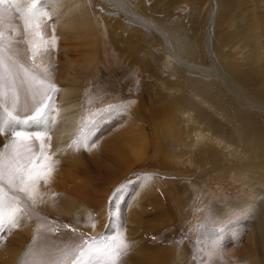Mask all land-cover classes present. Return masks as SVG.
Returning <instances> with one entry per match:
<instances>
[{
    "label": "rangeland",
    "instance_id": "1",
    "mask_svg": "<svg viewBox=\"0 0 264 264\" xmlns=\"http://www.w3.org/2000/svg\"><path fill=\"white\" fill-rule=\"evenodd\" d=\"M167 1L137 0L134 15L126 0H39L35 9V0H0V112L5 121L7 112L21 121L15 130L0 123L6 129L0 131V196L4 210L19 209L15 225L0 231V264H106L103 245L121 232L130 246L118 264H133L139 257L146 264L162 261L175 243L190 264H264V170L246 167L253 151L239 144L232 126L236 111L247 106L242 95L208 73L217 70L211 57L223 62L218 57L222 53L231 60L228 69L236 63L248 70L251 61L257 78L264 81V0H243L217 25V0L173 4L171 14L194 34L196 61L175 55L155 22L144 17L156 2L161 6ZM191 11L194 24L186 19ZM133 19L154 38L148 46L136 32L129 35L143 47L136 56L147 67L113 49L108 50L112 62L105 67V55L96 56L95 40L118 43L121 34L128 36L124 27L132 28ZM236 33L238 37L231 38ZM251 44L258 47V52L252 49L254 56L248 51ZM178 70L208 83L231 103L224 106L212 99L209 106L185 84L184 92L210 119L207 127L217 137L190 152L173 151L165 141L170 122L180 131L179 138L191 134L190 142L199 128L180 108L166 106L169 97L158 104L149 98L152 88L162 87L166 97L165 83L182 85ZM73 80L75 129L64 139L61 156L56 158L49 149L42 156L41 141L52 143L56 136L67 135L64 106L70 104L63 100L67 82ZM250 102L264 108V103ZM37 106L44 112L38 124L31 121ZM251 110L250 115L264 123V109ZM191 112L198 114L197 109ZM18 130L31 139L17 138ZM72 146L82 153L84 166L77 170L67 163L74 161L68 152ZM101 151L108 154L102 156ZM113 152L119 154V170L111 162ZM213 153L220 160L215 168L209 160ZM89 159L94 170L82 168ZM99 160L103 176L96 167ZM22 186L27 192L19 190ZM34 194L35 201L30 197ZM102 234L105 239L92 246V239Z\"/></svg>",
    "mask_w": 264,
    "mask_h": 264
},
{
    "label": "bare ground",
    "instance_id": "2",
    "mask_svg": "<svg viewBox=\"0 0 264 264\" xmlns=\"http://www.w3.org/2000/svg\"><path fill=\"white\" fill-rule=\"evenodd\" d=\"M242 1L243 0H217V4H218L217 7L219 9V13L217 14V16L215 18L216 22H217L216 25L218 23H222L224 21V19H226L225 17L227 14L230 15L229 12H230L232 6L239 5ZM181 2H182L181 0H169L167 2H162V4L160 3L161 6H159L158 5L159 3L156 2V6L150 10L151 14L149 16H144V17L147 20H152L153 22H155L154 24L160 29L161 36H162V34H164V38H165V42L167 44V47H171L172 51L175 53V55H177L179 57L184 56L186 59H188L190 61H196L198 46L196 48V42H195L194 34L190 31H187L184 27V24H182L180 20H178L174 15H172L171 11H170L173 4H180ZM126 3H127V5L130 6L131 13L133 12L134 15H136L138 12V11L136 12V10H138V9L135 6V3H138L137 0H126ZM79 10H81V9H79ZM193 11L189 12L186 15L187 21L191 24L192 23L194 24L196 22V15ZM127 16L130 17L129 14ZM123 19H126V18L123 17ZM241 21H243V18H241ZM131 24H132V28L129 26L124 27L128 36L126 34L124 36L121 34V36H119L120 41H118V43H116L112 38L110 39V42H107L106 40L102 41V40L96 39L98 36V34L96 33L97 36H96V38H94V39H96L95 40L96 56H104L105 55L103 57L104 62H105V67H108V64L112 62V59H111L112 57L109 54L111 51L108 53L109 49L110 50L113 49L119 53L124 52V54H126L128 57L132 56L133 58H135L134 61H136V62L132 61L133 64H139L141 62L145 68L147 67V65L144 62H142V60L140 58H138L136 56V53L138 51L142 50L143 47L140 44H138V42L135 41L132 37H129V35H133V31L136 32L139 39L141 38L144 41V43H146V44L148 43L147 44L148 46H150V44L154 42V38H153L151 32L148 29H146L145 27H143L136 20L133 19ZM96 26H98L99 35L104 38L102 31L100 30V27H101L100 24L96 23ZM111 26H112V23H110V27ZM96 29H97V27H96ZM236 37H238V33L231 36V38H236ZM246 39H250L248 33L246 35ZM223 42L227 43L228 41L224 40ZM106 43L108 44V46L110 45L109 48L106 47L107 46ZM221 45H222V43H221ZM248 48H249L248 51H250V53L253 56L256 53L254 51L258 52V50H257L258 47L254 44L248 45ZM252 49H254V51H252ZM213 51H214V49H213ZM218 57L223 62L216 61L214 59V56H212L211 57V64L215 65L217 70L216 71H210L208 73H213V74L217 75L218 77L221 78V80L224 81V83H226L227 87H229V89L231 91L239 93L240 95H242L244 103L247 106V110L244 111L242 109V112L236 111V113L233 117L232 126L235 130L236 136L238 138L237 141L239 142V144H241V146L247 152H249L251 150L253 151V154H252L253 157L251 156L252 159H251V161H249L248 165L245 164L246 167H251L252 165H254V167L263 171L264 170V123H260V122L256 121L253 118V116L250 115L249 112L252 111L251 110L252 108L264 109L263 107H260L258 105H255L254 103L250 102V100H251L253 102L264 103V81L261 80L260 78H257L256 66L253 65L251 61H249L248 70L242 69V65H239L236 63H234L232 69H228L226 66H228L230 64L229 62L231 60L224 58L222 53H219ZM146 70H148V69H146ZM222 71L223 72L227 71V73L229 75H232V79L230 80V78L226 74H224ZM143 72H145V71H143ZM165 73H167V72L165 71ZM165 73H163V74H165ZM149 74H150V76H153L154 72L152 70H150ZM177 74L182 81V85H178V83H175V85H173V83H171V84L165 83V86H168V88H166V94L169 95L166 97H163V93L161 92L163 90L162 87H160V89H157L156 87L152 88L150 95H149V98H150L152 103L158 104L161 101L166 102L168 99L167 97H169V101L167 102L168 104L166 106H168L169 109L180 108L184 114H187V117L193 123V125L195 127L199 128V129H195L194 134H193L194 135V141L190 142L189 138H190L191 134L184 132V133H181V136H183V137L179 138L180 131H178V128L176 127V124L174 123V121H173V123H174L173 126H171V122H170L171 131L168 134V136H166L165 141H169L170 148L173 151L175 149L181 148L185 152L186 151L190 152V151H192L193 148H196L198 145L203 144L205 141H208L209 143L213 142V139H215L217 137H215V135H213V132H211V130L209 129V126L207 127V125L210 123V119L207 117V115L206 116L202 115V113L204 111L202 109L196 108L194 101L186 94V92H184L183 87H185V84L189 85L188 88H190L194 92L195 96L197 97L196 99H203L204 98L207 101V104L209 106H211L213 103L212 99H214V100L219 99L220 103L224 106L229 105L230 102L227 103L226 101L223 100L224 95H221L220 97L217 96L215 91L211 87H208V85H209L208 83H206L204 81H200L198 79H191L189 76H187V74H182L181 72H179V70H178ZM160 77L164 78V76H162V75H160ZM158 78H159V76H158ZM70 82L71 81H68L67 85L65 87L66 88L65 92H64L65 98L63 100L64 104H68V103L70 104L69 106H64V109H65V111H64V118H65L64 122H67V123L69 122L68 126H66V131H65V134H67V135L64 134L65 136H60V137L56 136V141H53V142L51 141L52 143H50L49 139H45V140L41 141V144H42L41 147L43 148V152L46 153V150L49 149V151L51 150L53 152V154L56 156V158L58 156H61V153L64 150L62 146L67 143L64 139L67 140L66 136H68L75 129L74 124L76 122V112H74L73 109L76 110L77 106L75 104H73L74 102L72 100V97H73V93H74V89H75L74 86L77 83V81L73 80L71 84H70ZM174 88H176V89H174ZM242 90H245L246 94ZM233 94L235 95V93H233ZM246 95L248 97H246ZM170 96H172V97H170ZM203 102H205V101H203ZM192 109L198 110V114L196 116L192 114V112H191ZM70 122L72 123L71 125H70ZM206 127L208 128V131L204 132L203 128L205 129ZM38 136H40V135H38ZM218 138H219V136H218ZM223 138H225V137H223ZM68 140H69V138H68ZM231 140H232V138H231ZM227 141H229V140H227ZM233 141H234V138H233ZM225 144H227V142ZM242 147H241V149H242ZM68 152H69L70 157L74 160L73 163H70L69 161L67 162L65 160L68 164H73L72 167L69 166L71 169L77 170L81 166H84V164H82V162H81V159H82L81 154L82 153L81 152L79 153L77 148L72 146L71 150ZM65 153L66 152L64 151V154ZM107 154H108L107 152L101 151L102 156H106ZM174 154H175V152H174ZM174 154L172 152V155L171 154L170 155L174 158L175 157ZM176 158H179V157H176ZM199 158H201V157H199ZM75 159H77L78 163L82 164V165L77 164ZM69 160H71V159H69ZM209 160L212 162L213 168L216 167V165H215L216 163L220 162V160L215 156L214 153L212 155L210 154ZM119 161H120L119 160V154L113 152L111 162L116 166V170H119V167H120ZM96 163H98V164H96V167H97V170L100 171V173H99L100 176H103V175H101V173L103 172L105 174L104 164H102L100 160ZM93 164H90V159H89L88 164H87L88 166L87 167L85 166V168L84 167H82V168L86 169V170H88V168L94 170L95 167L93 166ZM65 167H67V166H65ZM69 170L67 172H69ZM86 170L83 171V173H80L79 171L78 172L80 174H82V176H83V175H85V172L87 173ZM97 170H96V172H97ZM248 175H249V173H248ZM67 178L70 179L69 181L72 180L71 176L70 177L67 176ZM73 185H75L74 182H73ZM80 190H83V188H78V191H80ZM28 194H33V193H32V191H29ZM70 196L71 197L73 196L72 192H71ZM30 197L34 201L37 199L36 198L37 196L35 194L30 195ZM71 197H69L68 199H70ZM80 199H81V197H80ZM79 204H78V206H79ZM260 229H262L261 226H260ZM243 249L244 248H242V255L244 256ZM262 252H264V251H262ZM244 253H246V252H244ZM141 254H143V253H141ZM165 254H166L165 259H163L162 261L156 260V262L154 260L155 263L153 262V264H190V263H188V261H185V254H184L183 249H181L179 245H176V243L172 247L167 249V252ZM234 254H236L238 256L241 253L238 251L237 253L235 252ZM236 255H234V257ZM208 259H210V258H208ZM246 261H247V259H246ZM146 263H147V260L144 258H141V257H139V259L137 261L135 260V263L133 262V264H146Z\"/></svg>",
    "mask_w": 264,
    "mask_h": 264
},
{
    "label": "snow or ice",
    "instance_id": "3",
    "mask_svg": "<svg viewBox=\"0 0 264 264\" xmlns=\"http://www.w3.org/2000/svg\"><path fill=\"white\" fill-rule=\"evenodd\" d=\"M39 0H35V2L32 5V8L35 9L36 3H38ZM31 11V9L29 10ZM0 67H2V64H0ZM53 87V90H55V87ZM34 114L31 117L32 122H36L38 124L39 121H41L44 117V112L41 109L40 106H37L33 109ZM5 113L0 112V123L8 124L10 128L15 130V126L19 125L21 121L12 114V112H7L6 115L8 117V120H4ZM6 129L0 128V131H4ZM23 130L16 131V137L17 138H23V139H31V137L22 136ZM38 138V137H37ZM15 143V142H14ZM40 155H43V148L40 149ZM4 166V162L2 159H0V169H2ZM16 171L18 172L19 169L17 168ZM49 171H51V168H49ZM42 178V177H39ZM28 179H33V177L29 176ZM22 184L24 181L21 182ZM21 192H27L25 187H21L19 189ZM19 212L18 208H13L10 210H4L3 208V197L0 196V231H4L5 228L14 226L16 219H17V213ZM105 239L103 237V234L101 237L93 238L92 239V246H95L99 240ZM130 246V242H128L122 232L118 233L116 236L108 239L107 243L103 245V251L105 253L106 257V264H118L119 259L122 255L126 254Z\"/></svg>",
    "mask_w": 264,
    "mask_h": 264
}]
</instances>
